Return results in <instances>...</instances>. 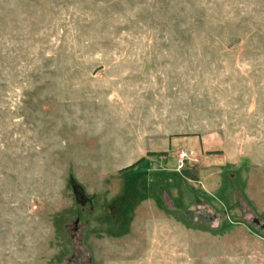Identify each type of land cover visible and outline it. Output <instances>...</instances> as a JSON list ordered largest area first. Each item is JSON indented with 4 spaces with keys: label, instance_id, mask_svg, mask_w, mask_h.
Returning <instances> with one entry per match:
<instances>
[{
    "label": "rangeland",
    "instance_id": "rangeland-1",
    "mask_svg": "<svg viewBox=\"0 0 264 264\" xmlns=\"http://www.w3.org/2000/svg\"><path fill=\"white\" fill-rule=\"evenodd\" d=\"M262 211L264 0H0V264H264Z\"/></svg>",
    "mask_w": 264,
    "mask_h": 264
},
{
    "label": "crops",
    "instance_id": "crops-1",
    "mask_svg": "<svg viewBox=\"0 0 264 264\" xmlns=\"http://www.w3.org/2000/svg\"><path fill=\"white\" fill-rule=\"evenodd\" d=\"M199 179V181H200V183L202 184V185H205V190L206 191H208V189H209V193H210V187H209V185L206 183H204L203 181H202V177L200 176V178H198ZM216 208V210L217 211H220L221 213H227L226 212V208L224 207V206H222L223 207V210L221 211L220 210V207H219V205H214ZM161 212V211H160ZM224 215V214H223ZM261 215H263L264 216V211H262L261 212ZM173 226L175 225V226H177V224L175 223V224H172ZM180 228L182 229V230H185V231H187L188 229H189V227H186V226H180ZM236 230L237 231H240L239 233H236ZM243 231H245L244 230V227L243 226H241V225H239V226H235L234 228H233V230L232 231H230V232H233L234 234H241V233H243ZM189 232H191L192 233V235H193V233H197L196 234V237L195 238H200V236L199 235H208L207 233H205V234H203V233H201V231H196V232H194V229H190V231ZM206 237V236H205ZM210 237V236H209ZM212 237V236H211ZM225 237V236H224ZM256 244H257V242H256ZM258 246V248H260V249H262L261 247H264L261 243H258L257 244ZM243 247H244V245H243ZM256 247V248H257ZM264 250V249H263ZM256 253L255 254H252V255H248L249 257H251V260H254V261H260V260H262V259H264V253L262 252V253H257V250L255 251ZM239 257H240V259L238 260V261H242V258H241V256L239 255ZM257 264V263H256Z\"/></svg>",
    "mask_w": 264,
    "mask_h": 264
},
{
    "label": "trees",
    "instance_id": "trees-1",
    "mask_svg": "<svg viewBox=\"0 0 264 264\" xmlns=\"http://www.w3.org/2000/svg\"><path fill=\"white\" fill-rule=\"evenodd\" d=\"M149 155H152V154H149ZM143 163H145V159L142 158L140 159L138 162H136L135 164H133L132 166L122 170V173H126V172H131V171H134L136 170L138 167H140ZM161 206V205H160ZM162 207V206H161ZM164 208V207H163Z\"/></svg>",
    "mask_w": 264,
    "mask_h": 264
},
{
    "label": "built area",
    "instance_id": "built-area-1",
    "mask_svg": "<svg viewBox=\"0 0 264 264\" xmlns=\"http://www.w3.org/2000/svg\"><path fill=\"white\" fill-rule=\"evenodd\" d=\"M186 155L185 154H182L181 155V160H180V168H183L184 167V159H185Z\"/></svg>",
    "mask_w": 264,
    "mask_h": 264
},
{
    "label": "flooded vegetation",
    "instance_id": "flooded-vegetation-1",
    "mask_svg": "<svg viewBox=\"0 0 264 264\" xmlns=\"http://www.w3.org/2000/svg\"><path fill=\"white\" fill-rule=\"evenodd\" d=\"M257 224H258L259 226H261L262 229H264V228H263L264 224H261V223H258V222H257Z\"/></svg>",
    "mask_w": 264,
    "mask_h": 264
},
{
    "label": "water",
    "instance_id": "water-1",
    "mask_svg": "<svg viewBox=\"0 0 264 264\" xmlns=\"http://www.w3.org/2000/svg\"><path fill=\"white\" fill-rule=\"evenodd\" d=\"M258 223H260L259 221H257ZM263 228H264V226H263Z\"/></svg>",
    "mask_w": 264,
    "mask_h": 264
}]
</instances>
